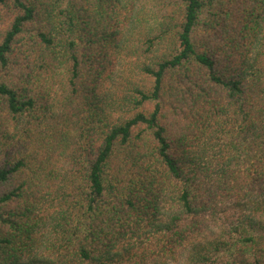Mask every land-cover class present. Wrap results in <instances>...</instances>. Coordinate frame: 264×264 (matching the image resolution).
<instances>
[{"label": "trees", "instance_id": "trees-1", "mask_svg": "<svg viewBox=\"0 0 264 264\" xmlns=\"http://www.w3.org/2000/svg\"><path fill=\"white\" fill-rule=\"evenodd\" d=\"M0 264H264V0H0Z\"/></svg>", "mask_w": 264, "mask_h": 264}]
</instances>
